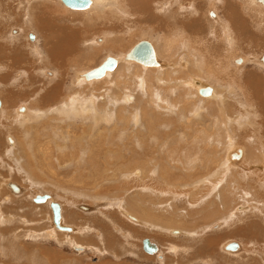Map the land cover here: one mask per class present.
<instances>
[{
  "label": "rangeland",
  "instance_id": "rangeland-1",
  "mask_svg": "<svg viewBox=\"0 0 264 264\" xmlns=\"http://www.w3.org/2000/svg\"><path fill=\"white\" fill-rule=\"evenodd\" d=\"M47 1L0 0V116L3 112L0 118V185L5 191L0 192V264H264L260 256H264V165L250 157L253 154L250 155L247 145L254 142L246 143L241 136L245 130L255 139L260 135L246 128L247 119L242 114L248 101L244 91L237 85L229 86L231 82L225 84L217 80L218 76H214L217 81H213L214 77L207 75L206 86L193 84L195 90L207 86L230 89L220 91L221 97L207 102L203 98L211 95L204 96L199 90L198 97L188 98L184 86L188 76L205 80L199 66L208 63L206 56H210L212 49V55L225 51L227 22L233 30L231 36L235 34L231 41L234 48L238 45L245 48H240L238 56L232 58L233 65L239 64L244 54L248 57L264 54V40H260V37L264 39V29L253 23L254 13L247 12L240 0H229L228 5V0H208V3L207 0H118L119 3L110 0L107 6L98 5L91 11H73L60 0ZM184 4L187 6L183 7ZM125 6L127 12L123 9ZM211 9L217 10V21L210 15ZM183 12L189 15L186 22L182 20ZM245 20L250 27L247 31L243 30ZM38 21L46 27L36 26ZM53 21L57 24L55 29H52ZM256 21L260 20L256 18ZM210 26L218 28L215 31ZM248 33H254V37ZM30 34H34L33 39ZM218 34L223 38L218 39ZM238 38L244 41L239 43ZM143 39L164 48V44L171 42L173 49L158 54L161 65L157 66L124 60L125 54ZM108 56L122 58L121 68L100 80L78 84L79 73L97 67ZM196 59L200 65L196 64ZM252 60L245 64L242 72L257 75L259 79L255 76L251 81L247 75L244 77L252 82L247 85L254 86L256 93L263 88L261 94L250 100L258 120L264 119V64ZM206 70L205 67L204 73ZM67 97L71 98L69 102ZM75 98L81 103H76L81 111L74 114L75 110L70 109L71 116L59 115L61 112L57 109L69 106ZM195 101L194 110L191 102ZM173 103L177 104L172 106ZM4 104H8L7 113L2 110ZM28 110L37 117L21 123V127L17 122L18 127L13 116H26ZM259 110L263 112L260 116ZM224 115L237 120L236 131L235 121L230 125L223 123ZM151 126L158 127L151 129ZM257 126L255 129L259 128ZM260 129L264 134V123ZM200 130H205L208 141L201 140ZM10 138L14 144L10 143ZM203 147L209 149L208 159L203 152H197ZM239 148L243 150L240 158H232L239 154ZM244 149L248 151L247 156ZM230 151L233 152L229 156ZM179 153L183 155L178 156ZM261 153L264 157L263 151ZM247 159V165L242 163ZM228 160L234 167L230 164L227 171H215ZM190 161L197 163L189 164ZM160 162L165 169L170 168L169 178L162 175L161 169L159 171ZM210 175L214 177L211 179ZM10 181L24 191L16 193L7 187ZM241 183L243 189H240ZM222 190H233L229 208H222L220 212L216 203L206 207L214 196L219 205H223L219 200ZM38 194L51 195L48 201H58L65 225L75 227L76 232L59 230L53 223L59 231L58 237L47 234L52 230L53 213L47 201L35 202ZM78 205L90 209L83 211ZM122 210L140 221L130 219ZM229 215L234 220L225 223ZM170 230L182 232L173 234ZM145 238L159 244L158 254L144 250ZM228 240L241 242L243 249L225 251L222 247ZM73 242L81 244L85 250L75 249ZM250 249L258 254L251 253Z\"/></svg>",
  "mask_w": 264,
  "mask_h": 264
},
{
  "label": "bare ground",
  "instance_id": "bare-ground-1",
  "mask_svg": "<svg viewBox=\"0 0 264 264\" xmlns=\"http://www.w3.org/2000/svg\"><path fill=\"white\" fill-rule=\"evenodd\" d=\"M47 1V0H46ZM63 4H64V2L62 1V0H60ZM108 1H110V0H92V2H91V4L88 6V7H86V8H83V9H75V8H71L70 10H72V9H74L73 11H76V10H81V11H91V9L92 8H94V7H97L98 5H102V4H104L105 6H107V4H108ZM113 1H117L118 3H119V1L118 0H113ZM164 1H166V0H164ZM181 1V0H180ZM185 1H187V0H185ZM189 1V0H188ZM214 1V0H213ZM222 1V0H221ZM230 1H232L233 2V0H230ZM240 1H242L241 2V4H243L242 6H244L246 9V11L247 12H249V13H254V19H252L253 20V23L254 24H259V25H261V26H263V29H264V2L262 1V0H245V1H243V0H240ZM30 2H33V1H30ZM35 2V1H34ZM48 2V1H47ZM124 2V1H123ZM125 2H127V1H125ZM159 2V1H158ZM161 2V1H160ZM198 2V1H197ZM207 3H208V0L206 1ZM220 2V1H219ZM223 2V1H222ZM227 2V5H228V2H229V0L228 1H226ZM166 2H164V4H165ZM167 3H169V1H167ZM166 3V4H167ZM171 3V2H170ZM192 3V2H191ZM200 3V2H199ZM198 3V4H199ZM238 3L240 4V2L238 1ZM56 4H57V2H56ZM132 4V3H131ZM156 4H157V2H156ZM178 4V3H177ZM176 4V5H177ZM182 4V3H181ZM185 4H186V2H185ZM183 5V7H185V6H187V5ZM194 4V3H193ZM211 4V3H210ZM213 4V3H212ZM226 4V3H225ZM137 5V4H136ZM150 5V4H149ZM170 5V4H169ZM174 5V4H173ZM176 5H174V6H176ZM190 5V4H189ZM53 6H55V5H53ZM64 6L66 7V8H70L69 6H67L66 4H64ZM135 6V5H134ZM140 6V5H139ZM159 6H162V5H160L159 4ZM192 6H195V5H192ZM215 6V5H214ZM214 6H211V7H214ZM219 6V5H218ZM226 5H224L223 7H224V9L226 8L225 7ZM231 7H232V5H230ZM229 6V7H230ZM236 6H238V5H236ZM123 7V6H122ZM126 7L127 6H125L123 9H124V11H125V9H126ZM165 7V6H164ZM167 7H168V5H167ZM170 7V6H169ZM181 7H182V5H181ZM135 8V7H134ZM197 8H198V6H197ZM200 8V7H199ZM202 8V7H201ZM204 8V7H203ZM221 8H222V6H221ZM96 9V8H95ZM98 9V8H97ZM128 9V8H127ZM154 9H155V7H154ZM169 9H171V11H172V9H173V6L171 7V8H169ZM177 9V8H176ZM180 10H181V8H179ZM196 9V8H195ZM194 9V10H195ZM227 9H228V6H227ZM94 10V9H93ZM100 10H102V9H100ZM130 10V9H129ZM141 10V9H140ZM157 10V9H156ZM163 10H165V9H163ZM163 10H162V12H163ZM166 10H167V8H166ZM179 10V11H180ZM182 10H184V9H182ZM185 10H188V9H186L185 8ZM199 10V9H198ZM220 10V9H219ZM97 11V10H96ZM99 11V10H98ZM130 11H132V8H131V10ZM174 11V10H173ZM191 11V10H190ZM208 11V10H207ZM227 11V10H226ZM80 12V11H79ZM125 12H127V10L125 11ZM141 12V11H140ZM151 12V11H150ZM161 12V13H162ZM165 12V11H164ZM168 12V11H167ZM195 12V11H194ZM197 12V11H196ZM195 12V13H196ZM229 12V11H228ZM131 13V12H130ZM137 13V12H136ZM160 13V12H159ZM181 12H179V14L178 15H180L181 16V14H180ZM183 13H185V14H182L183 16H185L184 17V19H182L183 21L185 20V22H186V20H188V18H189V15L187 14V12H183ZM189 13V12H188ZM203 13V12H202ZM224 13V12H223ZM231 13V12H230ZM241 13V12H240ZM33 14V13H32ZM32 14H30L32 17H31V19H32V21H33V15ZM133 14H134V12H133ZM173 14V13H172ZM177 15V13H174V15ZM192 14V13H191ZM198 14V13H197ZM139 15V14H138ZM163 15V14H162ZM168 15V14H167ZM175 15V16H176ZM193 15V14H192ZM210 15L213 17V19L215 20V21H217V18H218V12H217V10H215V9H211L210 10ZM223 15H225V13L223 14ZM128 16V15H127ZM129 16H130V14H129ZM128 16V17H129ZM154 16V15H153ZM152 16V17H153ZM171 16V15H170ZM182 16V17H183ZM226 16V15H225ZM247 16V15H246ZM125 17V16H124ZM127 17V18H128ZM167 17V16H166ZM172 18H173V16H171ZM221 17V16H220ZM58 18V17H57ZM157 18H159L158 16H157ZM156 18V19H157ZM170 18V17H169ZM177 18H179V17H177ZM200 18H201V16H200ZM229 18V17H228ZM231 18H233V17H231ZM248 18V17H247ZM253 18V17H252ZM256 18H258V20H260L259 22H257L256 21ZM48 19V18H47ZM49 19H50V17H49ZM48 19V20H49ZM162 19H165V18H163L162 17ZM174 19V18H173ZM171 20V21H175V20ZM179 19H181V18H179ZM179 19H176V20H179ZM210 19V18H209ZM220 19V18H219ZM218 19V20H219ZM225 19V18H224ZM238 19V18H237ZM39 20H40V18H39ZM159 20V19H158ZM157 20V21H158ZM168 21V19H165L164 21ZM194 20V19H193ZM223 20V19H222ZM229 19H227V21H228ZM37 21V20H36ZM153 21V20H152ZM180 21V20H179ZM207 21V20H206ZM209 21V20H208ZM212 21V20H211ZM219 21H221V20H219ZM224 21V20H223ZM238 22V21H237ZM241 22H242V20H241ZM240 22V24H243V23H241ZM43 22L42 21H38V23L36 24V26H38V25H42L43 26V24H42ZM53 23H54V25H52L53 26V28L52 29H55L56 28V26H57V24L55 25V22L53 21ZM171 23H174V22H171ZM176 23H177V21H176ZM179 23V22H178ZM181 23V22H180ZM208 23V22H207ZM218 23V22H217ZM221 23H223V22H221ZM250 23V22H249ZM165 24V23H164ZM163 24V21H162V25H164ZM170 24V23H169ZM169 24H167L168 26H169ZM240 24H238V25H240ZM46 25V24H45ZM172 24H170V26H171ZM179 25V24H178ZM209 25H211V24H209ZM217 25V24H216ZM235 25H236V23H235ZM41 26V27H42ZM169 26V27H170ZM43 27H46V26H43ZM171 27H173V26H171ZM178 27H181V26H178ZM213 27V26H212ZM211 26H210V28L211 29H213L214 27H216V26H214L213 28H212ZM220 27V26H219ZM222 27V26H221ZM239 28L241 27V25L240 26H238ZM57 28H59V27H57ZM218 28V27H217ZM216 28V29H217ZM235 28V27H234ZM250 27H249V25L246 23V20H245V24H244V26H243V30H245V31H247V29H249ZM48 29V28H47ZM61 29V28H60ZM171 29V28H170ZM183 29H184V27H183ZM209 29V28H208ZM216 29L214 28V30L216 31ZM237 29L238 28H236V31H237ZM240 29H242V28H240ZM239 29V30H240ZM173 30V29H172ZM239 30L237 31V32H239ZM181 31V30H180ZM233 30H232V27H231V25H230V23L229 22H227V26H226V28H225V30H224V32H225V40H224V42H223V50L225 49V51L224 52H221L220 53V55L218 54V55H212L211 53H213V49H212V51H211V53H210V56L208 55V56H206V61L208 62L205 66H201L202 65V63H201V65L199 64V62L197 63V59L195 60L196 61V64H198V65H200L199 67H201V70H199V67L198 66H196L195 65V68L196 67H198V70H199V72H201L202 74H203V76H204V78H205V80L204 79H199V77L198 78H194V77H190V76H188V77H186L185 79H186V83L184 84V86H185V88H186V94L188 93V98L190 97L191 98V95H194V97H198V94H197V92L200 90V89H205L206 90V92H204V93H202L201 91L199 92V93H201L202 95H204V96H210V97H208V98H203V99H206L207 100V102L208 101H214V100H216V97H219L220 95H219V93H221V92H223V91H226L227 92V90H230V89H225V90H220L221 88L220 87H218V86H216V87H211V86H207V87H201L200 89H197V90H195L194 89V87L197 85H200V86H206V79L208 78V76L210 75V76H218V78H217V80H223L224 82L223 83H225V84H227L228 82H231L230 84H229V86H232V85H237V86H239L241 89H243V93H244V95H245V97H246V100L248 101V103H246V105H245V110H244V112H243V116L245 117V119H247V127L246 128H248V130L250 131H252V133H258V134H260L257 138L258 139H255L256 137L255 136H252L253 134H251V133H246V130L245 131H242V134H241V136L245 139H242V140H244V142H254V143H252V144H250V146H249V144L247 145L248 147H249V153H250V155L251 154H253L252 156H250V157H252V160H255L256 162H257V164L258 163H260V161H262V163L261 164H263L264 165V157H263V155H262V151H263V153H264V138L262 137L264 134H261L262 133V131H261V129H260V126L264 123V119H258L257 120V118H256V116H257V114H256V110H255V107H254V104H252L251 102H250V100H252V98L253 97H255V96H258V94H261L262 93V90H263V88H262V90L260 89V90H258L259 91V93H256L255 91H256V89H255V87L253 86H251V88H250V85H247V84H249V83H252V82H250L251 80H252V78L254 79L255 78V76L257 77V75H255V73H254V75L253 74H250V76H249V74H244L242 71H243V69H244V67H245V64L248 62V61H250V60H252V59H254V60H256V63L258 62V60L260 61V62H262V64H264V61L262 60V56L263 55H261V56H259V57H257V56H250V57H248L247 55H242V57H240V59H239V64H232V61H233V59H235V57H237L238 56V54L237 53H240V50L242 49L243 50V48L244 47H242L241 45H238L239 43H240V41H242L243 40V38L240 40V38H238L239 39V43L237 44V39H236V41H235V43L238 45V46H240V47H238L237 46V48H234V46H233V43L231 42L232 41V37L235 35V34H233V36H231V32H232ZM179 32V31H178ZM235 32V31H234ZM236 32V33H237ZM241 32H242V30H241ZM185 33V32H184ZM247 33V32H246ZM245 33V34H246ZM262 33V32H261ZM171 34V33H170ZM174 34V33H173ZM215 34V33H214ZM250 36H253L254 37V33H248ZM167 35H169V34H167ZM176 35H178V34H176ZM186 35V34H185ZM212 35H213V33H212ZM222 35V34H221ZM220 34H218V39H222L223 37L221 36ZM237 35V34H236ZM170 36H173L172 34L170 35ZM175 36V35H174ZM216 37V36H215ZM239 37V36H238ZM241 37V36H240ZM252 37V38H253ZM166 37H164V39H165ZM176 38V37H175ZM246 38V37H245ZM249 38V37H248ZM163 39V40H164ZM168 39V38H167ZM166 39V40H167ZM172 39V38H171ZM178 39V38H177ZM235 39V38H234ZM257 39V38H256ZM256 39H253V40H255V41H257ZM259 39V38H258ZM169 40V39H168ZM175 40V39H174ZM197 40V39H196ZM200 40V39H199ZM260 40H264L263 38H261L260 37ZM178 41H179V39H178ZM201 41V40H200ZM223 41V40H222ZM226 41V42H225ZM244 41V40H243ZM187 42V41H186ZM185 42V43H186ZM208 42V41H207ZM247 42V41H246ZM171 43V42H170ZM170 43H168L167 45L166 44H164L165 45V48L163 49L162 47H160V46H158L156 43L154 44V46H153V44H152V46H153V48H154V51H155V54H156V59L159 57L158 56V54L160 53V52H164V51H170L171 49H173V48H171V44ZM174 43H175V41H174ZM179 43V42H178ZM184 43V44H185ZM188 43V42H187ZM186 43V44H187ZM194 43H196V42H194ZM91 44H94V43H91ZM173 44V43H172ZM183 44V46H185L186 47V45H184ZM189 44V43H188ZM187 44V45H188ZM229 44V45H228ZM95 45V44H94ZM136 45V44H135ZM134 45V46H135ZM228 46V48H227V46ZM243 45H244V42H243ZM133 46V47H134ZM173 46V45H172ZM229 46H232V48H230ZM174 47H176V46H174ZM180 47H181V45H180ZM180 47H179V49H180ZM249 47V46H248ZM250 47H252V46H250ZM171 48V49H170ZM182 48V47H181ZM184 48V47H183ZM241 48V49H240ZM177 49V48H176ZM179 49H178V51H179ZM192 49H194V48H192ZM202 49V48H201ZM240 49V50H239ZM245 49V48H244ZM247 49V48H246ZM197 50V49H196ZM200 50V49H199ZM191 51V50H190ZM180 52H181V50H180ZM179 52V53H180ZM195 52V51H194ZM215 52V51H214ZM231 52V53H230ZM191 53V52H190ZM193 54H196V53H193ZM198 54H199V52H198ZM190 55H192V53L190 54ZM204 55V54H203ZM257 55V54H256ZM200 56V55H199ZM59 57V56H58ZM112 57H114L116 60H117V66L114 68V69H109V70H106V73L103 75V76H101V77H93V78H87L86 76H85V73L86 72H88L89 70H87V71H84L83 73H79V77L77 78L78 80V84H79V82H88V81H92V80H95V81H97V80H100V79H102V78H104V77H107V76H109V74L110 73H112L113 71H115L116 69L118 70L119 68H121V66H122V58L120 59V58H117V57H115V56H112ZM193 57H196L195 55L193 56ZM200 57H202V56H200ZM54 58V57H53ZM52 58V59H53ZM196 58H198V57H196ZM233 58V59H232ZM249 58H251V59H249ZM188 59V58H187ZM200 59H202V58H200ZM59 60V59H58ZM124 60H134V61H136V62H139V63H141V64H143L144 66H157V65H161V63L158 61V59H157V61H158V63L156 64V65H148V64H145V63H143V62H141V61H139V60H136L135 58H130V57H127V54H125V56H124ZM202 61V60H201ZM103 62H104V60H103ZM102 62V63H103ZM181 62V61H180ZM179 62V63H180ZM101 63V64H102ZM252 63H253V60H252ZM259 63V62H258ZM70 64V63H69ZM100 64V65H101ZM181 64V63H180ZM183 65H184V63H182ZM181 64V65H182ZM188 64V63H187ZM204 64H205V61H204ZM261 64V65H262ZM182 65V66H183ZM189 65V64H188ZM256 65V64H255ZM99 66V65H98ZM97 66V67H98ZM186 66V65H185ZM191 66H193L192 68H193V70H194V65H191ZM191 66H188L187 68H189V67H191ZM205 67H206V72L204 73V69H205ZM94 68H96V67H94ZM184 68V67H183ZM192 68H191V70H192ZM93 69V68H92ZM180 69V68H179ZM91 70V69H90ZM181 70V69H180ZM188 70V69H187ZM185 71V70H184ZM190 71V70H189ZM213 71V72H212ZM183 72V71H182ZM188 72V71H187ZM196 72H197V70H196ZM189 73V72H188ZM207 73V74H206ZM247 73V72H246ZM162 74V73H161ZM183 74V73H182ZM198 74V73H197ZM196 74V75H197ZM186 75V74H185ZM208 75V76H207ZM248 76V78H250V81L248 80V78L246 77L245 79H244V77L245 76ZM201 76V75H200ZM179 77V76H178ZM65 78V77H64ZM143 79H144V77H142ZM220 78V79H219ZM175 79V78H174ZM179 79H180V77H179ZM210 79V78H209ZM212 80L214 79V80H216L215 79V77L214 78H211ZM257 79H259L258 77H257ZM173 80V79H172ZM176 80V79H175ZM178 80V79H177ZM182 80V79H181ZM213 80V81H214ZM216 80V81H217ZM46 81V80H45ZM179 81V80H178ZM185 81V80H184ZM47 82V81H46ZM176 82V81H175ZM75 83V82H74ZM89 83V82H88ZM195 85L194 87L192 86V85ZM215 84V83H214ZM256 84H258V86H259V88H260V83L258 82V83H256ZM82 85V84H81ZM217 85H218V83H217ZM220 85V84H219ZM252 85V84H251ZM262 86L261 87H263V84H261ZM57 87V86H56ZM79 87V86H78ZM188 87V88H187ZM196 88V87H195ZM232 88V87H231ZM258 88V87H257ZM175 89V88H174ZM240 89V90H241ZM181 90V89H180ZM195 90V91H194ZM234 90V89H233ZM185 91V90H184ZM221 91V92H220ZM209 92V93H208ZM239 92V91H238ZM237 92V93H238ZM180 93V92H179ZM184 93V92H183ZM208 93V94H207ZM242 93V92H241ZM256 93V94H255ZM171 94L173 95V93L171 92ZM239 94V93H238ZM227 94H225L224 93V96H226ZM242 95V94H241ZM89 96H91V95H89ZM187 96V95H186ZM125 97H127V96H125ZM181 97V96H180ZM221 97V96H220ZM242 97V96H241ZM69 97H67V100L66 101H68V100H70L71 98H69ZM178 98V97H177ZM237 98H239V96L237 97ZM153 99H156V96L153 98ZM174 99H176V97L174 98ZM173 99V100H174ZM194 98L192 97V100H193ZM86 100H89V99H86ZM94 100V99H93ZM160 100V99H159ZM163 100V99H162ZM172 100V101H173ZM186 100H188L187 98H186ZM196 100V99H195ZM240 100H242V99H239V101ZM83 101V100H82ZM81 101V102H82ZM163 101H165V102H169V100H163ZM176 101H179L178 99H176ZM189 101V100H188ZM194 101V100H193ZM64 102V101H63ZM69 102V101H68ZM79 101H78V99L77 98H75L73 101H71V103H70V105L69 106H67L66 107V105L65 106H63L62 108H60V109H57V108H59L58 106H57V108H55V109H57L59 112H61V113H59V115L60 114H62V116H64V117H66V115H68V117H69V115L71 116V111H70V109L72 110V109H74L75 111L73 112L74 114L78 111V112H80L81 111V108H80V106H77V105H81V103L79 104L78 103ZM157 102V101H156ZM174 102H175V100H174ZM184 102V101H183ZM190 102V101H189ZM241 102V101H240ZM242 102L245 104V102L242 100ZM76 103H78L77 105H76ZM84 103H85V101H84ZM179 103V102H178ZM181 103V102H180ZM187 102H185L184 104H186ZM217 103V102H216ZM223 102L221 101L218 105L220 106L221 104H222ZM68 104V103H67ZM83 104V103H82ZM177 103H173V104H171L172 106H174V105H176ZM191 104H193V109L195 110V106L194 105H196V101L194 102V103H192L191 102ZM5 105V104H4ZM7 106H8V104H6ZM6 105L5 106H3V108H2V110H4V112H5V110H7L6 109ZM88 105V104H87ZM86 105V106H87ZM167 105V104H166ZM202 105V104H201ZM89 106V105H88ZM169 106V105H168ZM186 106V105H185ZM0 107H1V104H0ZM82 107V106H81ZM85 107V106H84ZM91 107V106H90ZM177 107H178V105H177ZM180 107V106H179ZM178 107V108H179ZM196 107H198V106H196ZM76 108H78V109H76ZM173 108V107H172ZM181 108V107H180ZM203 108V107H202ZM9 109V108H8ZM32 109V108H31ZM84 109H86V108H84ZM173 109H175V107L173 108ZM192 109V110H193ZM198 109V108H197ZM200 109H201V106H200ZM199 109V110H200ZM227 109H230V108H227ZM250 109H251V112H250ZM254 109V110H253ZM82 110H83V108H82ZM182 110V109H181ZM192 110H190L191 112H192ZM198 110V111H199ZM8 111V110H7ZM43 111V109L41 110V112ZM180 111V110H179ZM178 111V112H179ZM197 111V110H196ZM197 111V112H198ZM227 111V110H226ZM226 111H225V114H226ZM264 111V110H263ZM10 112V111H9ZM28 115H21L20 116V114L19 115H14L13 116V122L15 123L16 122V124H17V122H19L20 123V127L22 126L21 125V123H24L25 121H27V120H29V119H33L34 120V118L35 117H37V114H34L33 113V111H29L28 110ZM36 112V111H35ZM44 112V111H43ZM108 112V111H107ZM106 112V113H107ZM195 112V111H194ZM194 112H193V116L195 115L194 114ZM262 110H259V112H257L258 113V115L260 116L262 113ZM5 113H7V112H5ZM4 113V114H5ZM10 113H12V112H10ZM46 113V112H45ZM183 113V112H182ZM200 113V112H199ZM2 114H3V112H2ZM2 114H1V116H2ZM15 114V113H14ZM22 114H26V113H22ZM108 114H110V116H111V113H109L108 112ZM134 114V113H133ZM136 114V113H135ZM178 114V113H177ZM180 114V113H179ZM188 114H190V112H188ZM192 114V113H191ZM190 114V115H191ZM197 114V113H196ZM12 115H13V113H12ZM82 115H84L83 113H82ZM123 115V114H122ZM137 115V114H136ZM148 115V114H147ZM147 115H144V117L146 116V118H147ZM1 116H0V118H1ZM40 116V115H39ZM43 116H44V113H43ZM61 116V117H62ZM181 116V115H180ZM185 116V115H184ZM187 116V115H186ZM197 116V115H196ZM42 117V116H41ZM122 117V116H121ZM38 118H40V117H38ZM132 118V117H131ZM131 118H129V119H131ZM134 118V117H133ZM153 118V116L151 117V119ZM185 118V117H184ZM192 118V116H190V119ZM224 118H225V120H224V124L225 123H227L228 125H230V123L232 122V121H235L234 123V127H235V130L234 131H236V123H237V120L236 119H233V116L232 117H230V118H226V115H224ZM41 119V118H40ZM110 119H112V118H110ZM147 119H149L150 120V118H147ZM104 120H106V121H108V119L106 118V117H104ZM152 121V120H151ZM150 121V122H151ZM158 121V120H157ZM187 121V120H186ZM189 121V120H188ZM192 121V120H191ZM195 121H196V119H195ZM255 121H258V123L257 122H255ZM136 122V121H135ZM156 122V121H155ZM155 122H154V125H155ZM159 123H160V121H158ZM245 122V121H244ZM149 123V122H148ZM147 123V124H148ZM152 124H153V122H151ZM193 123V122H192ZM25 124V123H24ZM27 124V123H26ZM138 124V123H137ZM150 124V123H149ZM148 124V125H149ZM156 124H157V122H156ZM191 124V123H190ZM256 125H258L257 127H259V128H257V129H255L256 128ZM17 126L19 127V125L17 124ZM118 126V125H117ZM159 126V125H158ZM158 126H156V127H158ZM18 127H17V129H18ZM26 127V126H25ZM114 127V126H113ZM156 127H154L153 126V128H156ZM224 127H225V125H224ZM227 127V126H226ZM253 128V130L252 129H250V128ZM263 127V126H262ZM29 128V127H28ZM27 127L25 128V129H28ZM152 128V126H151V129H153ZM20 129V128H19ZM151 129H149V130H151ZM21 130V129H20ZM24 129L22 128V131H23ZM102 130H104V129H102ZM101 130V131H102ZM237 130H239V129H237ZM247 130V131H248ZM21 131V132H22ZM26 131V130H25ZM233 131V133H235ZM20 132V133H21ZM202 132V130H200V133ZM205 130H203V132H202V137H201V135L199 136V137H201V140H205L204 138H206V140H207V137L205 136ZM26 133V132H25ZM151 133V132H150ZM24 134V133H23ZM101 134V133H100ZM20 135V134H19ZM105 135V134H104ZM151 135V134H150ZM153 135V134H152ZM236 135V134H235ZM26 138H27V136H25ZM198 137V138H199ZM235 137V136H234ZM262 137V138H261ZM194 138V137H193ZM232 138V137H231ZM239 138V137H238ZM23 139V138H22ZM234 139V138H233ZM21 140V139H20ZM23 140H25V139H23ZM194 140H196L195 138H194ZM8 141V140H7ZM9 141H10V143L11 144H14V140L12 139V138H10L9 139ZM208 141V140H207ZM236 141H240V140H236ZM197 142V141H196ZM234 142V141H233ZM9 143V144H10ZM205 143V142H204ZM235 143V142H234ZM234 143H233V145H234ZM10 144V145H11ZM196 144V143H195ZM199 144V143H198ZM208 144V143H207ZM236 145H237V143H236ZM243 145H245V144H243ZM209 146V145H208ZM182 147V146H181ZM196 147H198V146H196ZM200 147H201V144H200ZM199 147V148H200ZM232 147H234V146H232ZM232 147H230V148H232ZM236 148V147H235ZM247 148V147H246ZM25 149V148H24ZM237 149V148H236ZM62 150V149H61ZM229 150V149H228ZM232 150V149H231ZM235 150V149H234ZM26 151V150H25ZM181 151H183L184 152V150L182 149ZM186 151V150H185ZM242 149L241 148H239V154H234L233 156H232V158H234V159H239L240 158V156H241V154H242ZM197 152H203L204 154H205V158H207V154H208V152H209V149H207V147H203L201 150H199V151H197ZM233 151H230V153H229V156L231 155V153H232ZM247 150L246 149H244V154H246V156H247ZM177 153V152H176ZM181 153H179V155L178 156H182L183 155V153H182V155H180ZM185 154V153H184ZM189 154V153H188ZM198 154V153H197ZM176 156H177V154H175ZM185 157H187L188 155H184ZM197 156V155H196ZM196 156H194L193 157V159L195 160L196 159ZM227 156V155H226ZM243 156H245V155H243ZM141 157V156H140ZM148 159H146V160H149V157H147ZM173 158V157H172ZM178 158V157H177ZM189 158V157H188ZM187 158V159H188ZM246 158H248V157H246ZM254 158V159H253ZM121 159V158H120ZM152 158H150V161L152 162V160H151ZM163 159H164V157H163ZM176 160V157L175 158H173V160ZM185 159V158H184ZM192 159V160H193ZM208 159V158H207ZM225 159V158H224ZM227 159V158H226ZM244 159V158H243ZM156 160V159H155ZM179 160V159H178ZM188 160H191V159H188ZM245 160V159H244ZM251 160V161H252ZM124 161V160H123ZM150 161H148L147 163H150ZM163 161H165V159L163 160ZM177 161V160H176ZM180 161H182V160H180ZM225 161V160H224ZM251 161H250V163H251ZM120 162V161H119ZM158 162V161H157ZM185 162H186V160H185ZM193 162H196V161H193ZM193 162H189V164H194ZM208 162H210V160H208ZM221 162V161H220ZM249 162V160L247 159L246 161H242V163H244V164H246V163H248ZM254 162V161H253ZM127 163V162H126ZM163 163V162H162ZM162 163L160 162V165L162 166V168H159V171H160V169H161V171H162V175L163 176H166V178L170 175V173H169V171H170V168H164V163H163V165H162ZM197 163V162H196ZM226 163V162H225ZM224 163V164H225ZM157 164V163H156ZM232 165L233 167H234V164L233 163H231L229 160H228V162L226 163V165L225 166H223L221 169H216L215 171H223V170H225V171H227V168H228V166L229 165ZM120 165H122L121 163L119 164V166ZM124 165V164H123ZM145 165H148V164H145ZM220 165H221V163H220ZM247 165V164H246ZM250 165V164H249ZM248 165V166H249ZM254 165H256V164H254ZM118 166V167H119ZM125 166V165H124ZM151 166V165H150ZM154 166V165H153ZM160 166V167H161ZM186 166V165H185ZM196 166V165H195ZM195 166L193 167V168H195ZM250 166H252V164L250 165ZM121 167V166H120ZM143 167V166H142ZM148 167V166H147ZM255 167H257V166H255ZM135 167H132L131 166V169H134ZM137 168V167H136ZM127 169V168H126ZM128 169H130V167L128 168ZM143 169H145V167L143 168ZM154 169V168H153ZM196 169H198L199 170V168H197L196 167ZM203 169H205V168H203ZM242 169H244V168H242ZM13 170V169H12ZM146 170V169H145ZM156 170V169H155ZM154 170V171H155ZM201 170V169H200ZM124 171V170H123ZM128 171V170H127ZM188 171V170H187ZM133 172V171H132ZM147 172V171H146ZM193 172H195V171H193ZM108 173V172H107ZM190 173V172H189ZM197 173V172H196ZM200 173V172H199ZM216 173H218V172H216ZM222 173V172H221ZM131 174V173H130ZM145 174V173H144ZM156 174V173H155ZM127 175H129V172H128V174ZM153 175V174H152ZM202 175V174H201ZM218 176H220L219 174H217ZM204 176V175H203ZM202 176V177H203ZM208 176V175H207ZM207 176L205 177V178H207ZM170 177V176H169ZM168 177V178H169ZM210 177H211V179H212V177H214V176H212V175H210ZM223 179V178H222ZM205 182L207 181L206 179L204 180ZM214 181H217V178H216V180H214ZM221 181V180H220ZM224 181V180H223ZM203 182V181H202ZM201 182V183H202ZM210 182V181H209ZM225 182V181H224ZM210 184H212V181H211V183ZM222 184V183H221ZM208 184H206V186H207ZM215 185V184H214ZM205 186V187H206ZM209 186H211V185H209ZM221 186V185H220ZM240 186V185H239ZM7 187H10L14 192H16V193H18V192H20V191H22V187L20 186V185H18L17 183H15V182H8L7 183ZM216 187V186H215ZM219 188V187H218ZM224 188V187H223ZM239 188V187H238ZM237 188V189H238ZM242 188V183H241V187H240V189ZM10 189V190H11ZM213 189V188H212ZM211 189V191H213ZM230 189H232V187L230 188ZM243 189V188H242ZM8 190V189H7ZM239 190V189H238ZM5 192L4 191V189L2 190V187H1V185H0V192ZM24 191V190H23ZM22 191V192H23ZM235 192V191H234ZM237 192V191H236ZM15 193V194H16ZM215 192L213 191V194H214ZM243 193V192H242ZM245 195H246V193H244ZM5 195H7L6 193L4 194V197L5 198H7V196H5ZM220 195V198H219V200L221 201V203L223 204L222 206H220L219 205V203L217 202V199H215V196L211 199V201L210 202H208L207 203V205H206V207H208V206H210V205H212V204H214V203H216L218 206H219V211L220 212H222V208H224V210L225 209H227V208H229V206L231 205V202L233 201V198H232V196H233V190H227V191H225V190H222L221 191V193L219 194ZM2 196V195H1ZM247 196V195H246ZM51 197V195H49V197H48V199L46 200L47 202H48V204H50L52 201H56V200H53V199H51L50 201H48L49 200V198ZM203 197V196H202ZM4 198V199H5ZM242 198V197H241ZM1 199V198H0ZM8 199V198H7ZM46 201H44V202H46ZM1 202V201H0ZM56 202H58V201H56ZM40 203H43V202H40ZM234 203V202H233ZM61 205V204H60ZM204 205H205V202H204ZM203 205V206H204ZM79 206V205H78ZM80 207V209L81 210H83V211H85V210H89L90 209V207L89 206H85V205H80L79 206ZM206 207L204 206V208L206 209ZM243 208V207H242ZM52 209V208H51ZM204 209V210H205ZM207 210V209H206ZM242 210V209H241ZM122 212H123V214H125L126 216H128V217H130V219H132V220H134V221H140L138 218H136V217H134V216H132L131 214H129V212H126V211H123L122 210ZM52 213H53V211H52ZM63 213V210H62V206H61V224L62 225H65L66 223H65V217H64V214H62ZM231 216L232 215H229L228 217H227V221L225 222V223H227L229 220H231L232 218H231ZM232 220H234V219H232ZM54 222H53V220H52V223H51V229L52 230H49L48 232H46L47 234H50V235H53L54 237H58V234H57V232H59L58 230H56V228L54 227V224H53ZM224 223V224H225ZM223 224V225H224ZM65 226H68V225H65ZM71 227V231H72V233L73 232H76V230H75V227H72V226H70ZM57 229H59V228H57ZM59 230H62V229H59ZM65 231H70V230H65ZM181 233L182 231L180 230H170V233H173V234H178V233ZM149 240L152 242V243H155L156 244V246H157V250L155 251V252H153V253H151V252H148V253H150V254H158V251H159V249H160V247H159V244L157 243V242H155V241H153V240H151L150 238H149ZM240 243L241 242H238V241H235V240H228L224 245H223V247L222 248H224V250L225 251H229V252H236V251H238V250H240V249H243V244L242 245H240ZM253 243V242H252ZM258 244V243H257ZM228 245H232V246H234V245H237V247L236 248H234V249H229V248H227V246ZM251 246H252V244H251ZM253 246H256V244H253ZM257 246H259V245H257ZM264 246V245H263ZM73 247H75V249H77V250H85V247L84 246H82L81 244H79V243H76V242H73ZM250 247V246H249ZM145 250V249H144ZM251 253H257L255 250H249ZM48 252H50V251H48ZM147 252V251H146ZM258 254V253H257ZM262 258H264V256H262V255H260ZM45 259V258H44ZM264 263V262H263Z\"/></svg>",
  "mask_w": 264,
  "mask_h": 264
},
{
  "label": "water",
  "instance_id": "water-1",
  "mask_svg": "<svg viewBox=\"0 0 264 264\" xmlns=\"http://www.w3.org/2000/svg\"><path fill=\"white\" fill-rule=\"evenodd\" d=\"M64 4L69 6L70 8L75 9H83L88 7L92 0H62ZM264 2V0H262ZM30 38H34V34H30ZM127 57L135 58L136 60H139L145 64L148 65H156L158 63L156 59V54L154 51V48L152 46V43L149 40H140L128 53ZM262 60L264 61V54L262 56ZM117 66V60L112 57L108 56L104 62L99 65L96 68H93L85 73V76L87 78H93V77H101L106 73V70L114 69ZM202 93L206 92L205 89H200ZM209 93V92H208ZM207 93V94H208ZM48 194H38L34 198L35 202H44L48 199ZM50 206L53 211V222L55 226L62 230H71L70 226H65L61 224V205L59 202L52 201L50 203ZM143 247L147 252H155L157 250V246L155 243H152L149 238H145L143 240ZM237 245H228L227 248L234 249Z\"/></svg>",
  "mask_w": 264,
  "mask_h": 264
},
{
  "label": "crops",
  "instance_id": "crops-1",
  "mask_svg": "<svg viewBox=\"0 0 264 264\" xmlns=\"http://www.w3.org/2000/svg\"><path fill=\"white\" fill-rule=\"evenodd\" d=\"M41 255H43V254H41Z\"/></svg>",
  "mask_w": 264,
  "mask_h": 264
}]
</instances>
